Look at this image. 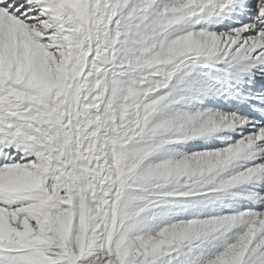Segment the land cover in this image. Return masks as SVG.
Returning <instances> with one entry per match:
<instances>
[{
    "label": "snow or ice",
    "instance_id": "snow-or-ice-1",
    "mask_svg": "<svg viewBox=\"0 0 264 264\" xmlns=\"http://www.w3.org/2000/svg\"><path fill=\"white\" fill-rule=\"evenodd\" d=\"M0 264H264V0H0Z\"/></svg>",
    "mask_w": 264,
    "mask_h": 264
}]
</instances>
